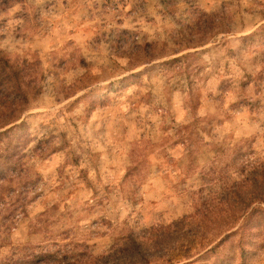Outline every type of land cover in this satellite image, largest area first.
Instances as JSON below:
<instances>
[{"label": "rangeland", "instance_id": "rangeland-1", "mask_svg": "<svg viewBox=\"0 0 264 264\" xmlns=\"http://www.w3.org/2000/svg\"><path fill=\"white\" fill-rule=\"evenodd\" d=\"M8 128L0 264H264V0H0Z\"/></svg>", "mask_w": 264, "mask_h": 264}, {"label": "trees", "instance_id": "trees-1", "mask_svg": "<svg viewBox=\"0 0 264 264\" xmlns=\"http://www.w3.org/2000/svg\"><path fill=\"white\" fill-rule=\"evenodd\" d=\"M10 131H11V129L10 128H8V129H5V130H3V131H0V143L4 140V139H7L8 137H9V134H10ZM4 137H7V138H4ZM7 145H8V143H7ZM9 146V145H8ZM6 147V148H4L2 151H0V160L2 159V158H5L6 160H16L17 162L20 160V156H18V157H16V158H13V157H11V154H10V151H11V149L9 148V147ZM2 161V160H1ZM2 166V163L0 162V167ZM3 169H4V167H1L0 168V175H3ZM0 180L1 181H8L9 179H8V177L6 176V175H4V176H2L1 178H0ZM38 258H40L41 260V262H42V260H43V258H44V254H42V255H39L38 256Z\"/></svg>", "mask_w": 264, "mask_h": 264}]
</instances>
